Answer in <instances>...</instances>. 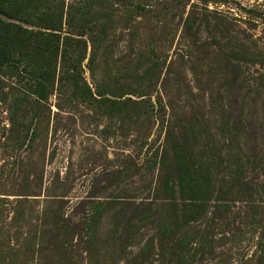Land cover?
Returning <instances> with one entry per match:
<instances>
[{
  "label": "rangeland",
  "instance_id": "obj_1",
  "mask_svg": "<svg viewBox=\"0 0 264 264\" xmlns=\"http://www.w3.org/2000/svg\"><path fill=\"white\" fill-rule=\"evenodd\" d=\"M35 5L26 19L52 11L57 33L67 30V16L74 12L92 19L95 29L104 26L105 34L94 42L87 40L90 32L78 36L87 40L78 73L95 98L110 100L88 104L66 86L34 101L25 76L0 70V264H173L154 260L158 223L113 233L109 212L98 219L93 243L84 250L79 239L86 205L125 198L155 202L153 189L161 187L156 159L166 131L182 125L207 151L211 142L220 158L235 118L246 123L257 151L255 170L247 171V179L255 175L257 181L254 208L237 202L235 216L246 215L243 229L233 231L222 215L208 254L185 264H264V61L228 58L239 44L230 35H246L264 59V0H40ZM144 67L150 70L149 90L136 97L131 77ZM237 75L249 76L252 88L232 87ZM103 86L116 92L96 95L95 88ZM141 99L149 103L146 115L137 103ZM64 218L77 227L65 253L52 239L54 223ZM146 242L153 247L149 258L142 250Z\"/></svg>",
  "mask_w": 264,
  "mask_h": 264
},
{
  "label": "trees",
  "instance_id": "obj_2",
  "mask_svg": "<svg viewBox=\"0 0 264 264\" xmlns=\"http://www.w3.org/2000/svg\"><path fill=\"white\" fill-rule=\"evenodd\" d=\"M38 1L40 0H0V70L11 68L17 70L20 78L25 76L24 85L35 97L34 101H44L52 89L56 87L61 91L66 86L79 100L88 104H93L96 100H110L107 97L95 98L78 73L86 57L87 40L94 42L99 34L103 36L104 26L95 29L92 19H85L79 12H74L72 17L70 13L67 16V30L57 33L52 11H40L33 14V20L26 19ZM1 15L17 19V24L3 20ZM22 23H28L34 28L25 27ZM93 31H98V34H92ZM85 32H90L87 40L78 37ZM230 37L239 41V53L229 52L228 58H239L248 64L264 61L255 45L247 42L246 35L241 38ZM93 42L90 45L88 66L94 55ZM152 65L157 66V63ZM148 68L140 69L141 73L136 72L131 77L132 84H135V88L131 90L132 95L140 97L147 94L149 89L146 82L151 79ZM229 73H232L231 68ZM231 83L235 89H244L250 86V79L247 75H237ZM248 89L249 87L246 90ZM110 92L116 91L103 86L95 88L94 93L101 95ZM134 101L131 100L133 103ZM117 103L122 102L112 101L113 105ZM137 103L140 111H143L141 115H146L149 105L147 100L141 99ZM245 125L241 119L233 120L226 142L223 143L224 155L220 158L213 155L211 142L207 151L206 145L201 147L198 139L186 135L184 126L177 125L175 130L168 129L161 145V153L156 159V179L161 181V187L153 189V196L157 198L155 202H135L125 198L122 201L88 203L86 206L90 210L88 208L87 215L82 217L80 223L85 238L79 239V243L86 246L83 247L84 250L93 243L91 233L103 212H109L111 218L115 219L113 233L117 232V228L123 231L135 228L138 231L143 223H158L159 252L154 260L159 263L168 261L185 264L193 260L195 255H199L198 260H202L210 250L207 248H211L216 220L222 215H227L233 231L242 230L246 225V215L235 216L233 207L236 208L239 202L248 210L254 208L250 202L257 185L255 175L247 179V171L253 173L255 170L254 157L257 151L254 141H251L253 135ZM206 152L212 156L208 157ZM76 228L74 222L65 218L60 219V225L54 223L52 239L56 249L65 253L73 246L71 234H75ZM142 250L149 258L153 252L152 244L146 242ZM150 263V260L147 261V264Z\"/></svg>",
  "mask_w": 264,
  "mask_h": 264
}]
</instances>
